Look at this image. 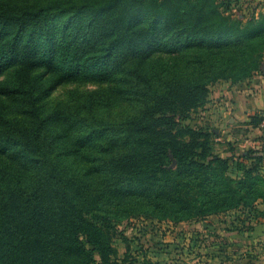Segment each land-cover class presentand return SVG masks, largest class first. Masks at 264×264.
I'll list each match as a JSON object with an SVG mask.
<instances>
[{
	"label": "trees",
	"instance_id": "obj_1",
	"mask_svg": "<svg viewBox=\"0 0 264 264\" xmlns=\"http://www.w3.org/2000/svg\"><path fill=\"white\" fill-rule=\"evenodd\" d=\"M221 8L218 0H0V97L15 99L0 102V153L29 168L24 181L0 164V264H121L114 222L120 212L139 216L142 204L176 221L247 209L237 229L254 230L244 225L264 218L257 166L238 164L243 177H232L210 134L185 123L211 84L241 82L264 62V18ZM39 68L58 83L107 85L46 108Z\"/></svg>",
	"mask_w": 264,
	"mask_h": 264
},
{
	"label": "rangeland",
	"instance_id": "obj_2",
	"mask_svg": "<svg viewBox=\"0 0 264 264\" xmlns=\"http://www.w3.org/2000/svg\"><path fill=\"white\" fill-rule=\"evenodd\" d=\"M218 3L222 4L221 10L223 12L232 14V16L244 21H247L252 16L261 19L264 18V0H218ZM37 71V74L42 76L47 86L48 98L46 100V108H50L57 104H67L75 97L76 93L99 90L105 84L107 85V82L105 84H100L93 78H89L84 82L58 83L53 78L55 76L53 72L49 73L45 68H39ZM5 76V73L0 74V79H4ZM254 77H264V62L258 72H255L251 77L243 79L241 82L238 81V83H233L232 80H219L211 84L209 86L206 104L193 111L190 118L185 120V123L190 124L193 128L206 134H210L213 153L229 160L230 169L228 173L232 177H243L244 169H242L241 166L245 164L248 168L257 166L255 174L263 180L264 164L253 163H264V155L254 143V141L264 138V133L261 132L262 128L264 129L261 125L263 122L264 109L261 111V114L257 113L251 116L254 118L251 122L252 125L256 123L253 128L257 129L258 127H262L261 131L241 127L237 133L234 134V131L229 132L230 123L227 122V120L224 121V114L216 107L218 103L224 102L223 105H221L224 106L227 101L231 100L227 93V86L229 84H240ZM0 102L3 104H10L14 103L15 99L0 97ZM115 110H118V108H115ZM224 113L229 114V110L225 109ZM229 134L232 136H229ZM63 140H65V138ZM75 160L81 165L86 163L80 154L76 155ZM0 164L7 170L10 179H15L14 175L17 176L19 173H22V179L24 181L27 180L29 176L28 163L23 158L16 156L13 151L8 154L0 153ZM238 164L241 165L240 168H238ZM175 165L174 162V166ZM262 180H259V182L256 181V184L264 191V182L261 183ZM248 190L250 192L253 191L252 188H248ZM193 193L195 194L197 192ZM256 205L260 210L264 211L263 202L256 203ZM134 206L138 205L135 204ZM142 206H144V210L139 216H128L126 213L120 212L114 222L118 232V235L114 238V244L118 250L115 259L117 258L121 264H208L206 259L203 261L200 259L201 256L199 257L200 251L197 248V240L200 234H198V232H202L203 229H206L207 232L204 234V241L206 240L211 244L217 241V239L216 236L214 237L215 239L210 236L216 234L215 230H218L216 227L212 229L211 226L219 227L221 224H226L228 226L230 223L229 219L231 218L232 220V216L229 218V215L219 217L217 215H210L205 218H193L185 221H176L170 217L160 219L156 216H152V212L147 211L149 208L146 204H142ZM243 210H245V212H241ZM246 211L248 210L241 208L232 209L230 211L234 212L237 216L236 218H238V223L233 225L235 228H241L243 224L241 219L248 218V212ZM250 220H253V222L248 221V223L244 225L245 228L249 224V226H251V224L255 226L262 222V218L260 220H256L255 218ZM251 234L252 233L247 230L246 233H244V231L242 233L244 237L238 235V240H241L240 243H238L239 250L237 249L242 252H240V255H248L243 245L250 244L246 237H251ZM221 237L222 238L219 239L220 242L228 244V240L226 242L222 235ZM258 240H260L261 243L264 242V239L259 238ZM244 241L248 242V244L244 243ZM211 252H213V249L210 247L208 251H205V255L208 256ZM260 253L261 249H257L251 254L256 257L260 256Z\"/></svg>",
	"mask_w": 264,
	"mask_h": 264
},
{
	"label": "crops",
	"instance_id": "obj_3",
	"mask_svg": "<svg viewBox=\"0 0 264 264\" xmlns=\"http://www.w3.org/2000/svg\"><path fill=\"white\" fill-rule=\"evenodd\" d=\"M227 88V93L231 100L227 101L228 103L226 102L224 106H221L224 102L218 103L216 104V107H218V110H220L221 113L224 114V121L227 120V122L230 123L229 132L234 131V134H236L241 127L261 131L262 127H258L257 129L253 128L256 124L252 125L251 122L254 118H252L251 116L257 113L261 114V111L264 109V77H254L240 84H229ZM225 109L229 110V114L224 113ZM261 132L264 133L263 128ZM229 136L232 135L229 134ZM254 143L258 146V148L261 150V153L264 155V138L254 141ZM225 215H229V218L230 216H232V220L231 218L229 219L230 223L228 224V226L226 224H221L219 225V227L211 226L212 229H214L215 227L218 229L215 230L216 234L210 236L211 238H214L216 236L217 241L209 244L208 241H204V234H206L207 232L206 229H203L202 232H198L200 236H198L197 248L200 251V259H202L203 261L204 259H206V261H208V264H264V242L261 243V241L258 240L259 238L264 239V218L262 219L261 224L259 223V225H255L254 230L250 232L252 233L251 237H249L251 239L246 237L250 244L244 241V243L248 244L243 245L248 255H240L241 251H238V243H240L241 240H238L237 237L238 235H240V237H244L242 233L243 231L244 233H246V231L238 230L237 227L235 228V226H233L238 223V218H236L237 216L234 212H226L217 216L219 217ZM221 235L226 242L228 240V244L220 242L219 239L222 238ZM210 247L211 249H213V252H211L210 255L206 256L205 251H208ZM257 249H261V253L260 256L255 257L251 253H253V251Z\"/></svg>",
	"mask_w": 264,
	"mask_h": 264
},
{
	"label": "built area",
	"instance_id": "obj_4",
	"mask_svg": "<svg viewBox=\"0 0 264 264\" xmlns=\"http://www.w3.org/2000/svg\"><path fill=\"white\" fill-rule=\"evenodd\" d=\"M261 125H262V127H264V114H263V122H262Z\"/></svg>",
	"mask_w": 264,
	"mask_h": 264
}]
</instances>
